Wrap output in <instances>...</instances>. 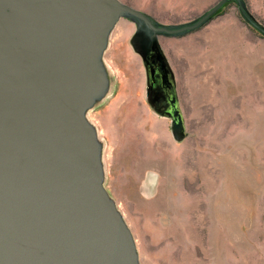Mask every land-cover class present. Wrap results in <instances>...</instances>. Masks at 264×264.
I'll return each instance as SVG.
<instances>
[{"label":"rangeland","instance_id":"1","mask_svg":"<svg viewBox=\"0 0 264 264\" xmlns=\"http://www.w3.org/2000/svg\"><path fill=\"white\" fill-rule=\"evenodd\" d=\"M120 1L176 26L220 0ZM244 3L264 27V0ZM138 30L124 17L112 29L104 89L86 117L140 264H264V37L234 3L192 34L159 37L181 112L175 126L133 47Z\"/></svg>","mask_w":264,"mask_h":264},{"label":"water","instance_id":"2","mask_svg":"<svg viewBox=\"0 0 264 264\" xmlns=\"http://www.w3.org/2000/svg\"><path fill=\"white\" fill-rule=\"evenodd\" d=\"M229 3L264 37L244 0L176 26L120 0H0V264H140L86 117L104 89L102 54L117 21H135L150 83L158 60L174 86L159 37L192 34ZM169 115L182 122L176 105Z\"/></svg>","mask_w":264,"mask_h":264},{"label":"flooded vegetation","instance_id":"3","mask_svg":"<svg viewBox=\"0 0 264 264\" xmlns=\"http://www.w3.org/2000/svg\"><path fill=\"white\" fill-rule=\"evenodd\" d=\"M148 70L149 73L151 72L153 74L150 83L151 88L154 91L157 89L155 94V103L158 105L157 107L160 110H162L164 107L165 110H167V113H170L171 107L175 105V99L173 96V82L171 77L165 74V71H163L162 62H159L158 60L153 61L150 64V68ZM164 100L167 101V106H165Z\"/></svg>","mask_w":264,"mask_h":264},{"label":"bare ground","instance_id":"4","mask_svg":"<svg viewBox=\"0 0 264 264\" xmlns=\"http://www.w3.org/2000/svg\"><path fill=\"white\" fill-rule=\"evenodd\" d=\"M151 120V119H150ZM154 172V171H153Z\"/></svg>","mask_w":264,"mask_h":264}]
</instances>
